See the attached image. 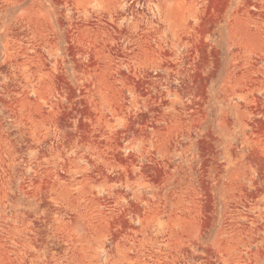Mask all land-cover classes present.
Segmentation results:
<instances>
[{"label": "rangeland", "instance_id": "1", "mask_svg": "<svg viewBox=\"0 0 264 264\" xmlns=\"http://www.w3.org/2000/svg\"><path fill=\"white\" fill-rule=\"evenodd\" d=\"M0 264H264V0H0Z\"/></svg>", "mask_w": 264, "mask_h": 264}]
</instances>
